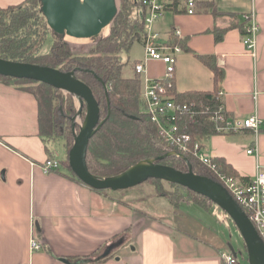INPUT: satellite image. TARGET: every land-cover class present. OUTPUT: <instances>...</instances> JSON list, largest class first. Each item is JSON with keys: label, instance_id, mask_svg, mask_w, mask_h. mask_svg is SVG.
<instances>
[{"label": "crops", "instance_id": "0c3cea01", "mask_svg": "<svg viewBox=\"0 0 264 264\" xmlns=\"http://www.w3.org/2000/svg\"><path fill=\"white\" fill-rule=\"evenodd\" d=\"M21 1L0 0V7ZM250 11L258 26L256 54L246 49L238 27ZM227 25L215 40L214 28ZM175 28L180 34L171 35L189 48L179 45L175 90L214 89L227 117L254 113L263 121L257 132L213 133L202 141L204 153L224 159L235 176L249 179L256 165L264 167V0H196L192 14L180 2L154 22L167 44ZM194 53L213 55L217 78ZM142 54V39L123 54L129 75L136 73L134 64ZM144 66L138 74L143 112L144 78L163 76L165 63L148 59ZM248 147L255 152L247 153ZM59 148L60 140L45 141L39 134L35 96L0 82V264H222L221 253L232 251L220 225L228 222L218 217L215 205L184 197L176 204L163 196L133 200L130 192L120 201L108 197L73 178L62 152L58 157ZM48 155L59 159L57 170L43 171ZM32 237L41 242L40 249H30Z\"/></svg>", "mask_w": 264, "mask_h": 264}, {"label": "trees", "instance_id": "16d2710c", "mask_svg": "<svg viewBox=\"0 0 264 264\" xmlns=\"http://www.w3.org/2000/svg\"><path fill=\"white\" fill-rule=\"evenodd\" d=\"M218 13L212 10L214 16ZM245 23L246 19L243 24L238 25L243 34L246 32ZM228 27L230 25L214 28V39H221ZM142 28V6L135 0H118V9L109 24L108 35L91 44L78 46L53 33L39 10L38 0H22L0 7L1 58L73 71L76 78L91 88L99 106V122L103 120L89 139L86 150L87 168L96 176L116 175L143 158L156 159L174 149L141 109L138 73L125 75L123 72L129 63L127 58L123 59V54H127L135 42L141 41ZM106 31L107 28L102 33ZM172 31L173 29L169 33L168 43L180 45L182 49L189 51L182 39L171 35ZM79 39L84 41L86 38ZM194 54L213 71L214 78H217L218 69L213 55ZM161 81L165 85L170 84L167 90L176 104H195L193 105L195 107L191 106L185 113L179 114L176 121L180 130L189 133L191 139L198 140L202 146L205 138L217 133L214 123L208 119V115L220 104L216 90L177 92L174 88V77L171 79L162 77ZM0 82L26 90L35 96L40 136L45 141L62 140L65 150L63 164L66 165L69 174L81 182L70 169L67 159L68 150L74 140L72 117L76 113L71 94L28 77L18 78L0 74ZM193 110L194 113L198 112L194 118L191 116ZM183 156L195 173L217 180L207 166L200 163L191 152H184ZM213 160L217 162L220 170L237 175L236 170L224 159L213 156ZM156 161L186 170V163L179 156L168 154ZM145 182L152 185V190L171 204H176L182 199L179 189L187 191L191 195V200L202 206L209 207L214 204L208 198L174 181L160 178H149L136 186L122 190L92 189L105 192L108 197L115 195L120 201V198L131 190L141 191L140 186ZM164 182L170 185V189L163 186Z\"/></svg>", "mask_w": 264, "mask_h": 264}, {"label": "water", "instance_id": "95a60500", "mask_svg": "<svg viewBox=\"0 0 264 264\" xmlns=\"http://www.w3.org/2000/svg\"><path fill=\"white\" fill-rule=\"evenodd\" d=\"M38 1L39 10L48 26L60 38L70 36L97 40L102 37V31L109 27L118 9L116 0ZM0 74L18 78H33L60 88L71 95H78L81 105L86 106V114L78 132H75L73 128L74 140L68 150L67 159L72 172L84 184L95 189L122 190L136 186L149 178L174 181L208 198L224 211L243 238L249 264H264V242L247 214L219 181L195 173L183 154L169 151L156 159L154 157L143 158L113 176H96L88 170L86 165L88 141L103 120L99 122V106L91 88L76 78L73 71H62L51 66L0 57ZM168 154H177L182 157L186 163V170L183 171L156 161Z\"/></svg>", "mask_w": 264, "mask_h": 264}, {"label": "built area", "instance_id": "2783aa9c", "mask_svg": "<svg viewBox=\"0 0 264 264\" xmlns=\"http://www.w3.org/2000/svg\"><path fill=\"white\" fill-rule=\"evenodd\" d=\"M143 9V36H142V60L134 64V71L138 74L144 73V62L148 59H158L165 63V74L161 77L144 78L141 92L144 112L156 125L158 132L168 143L174 146L178 154L191 152L202 164L207 166L210 172L231 194L234 200L247 214L253 223L258 235L264 242V167L256 165L255 174L246 180L238 176L227 174L220 170L213 155L202 151L198 140H192L187 132L180 130L177 123L179 114L185 113L194 103L176 104L169 95L167 88L170 84H164L161 78L171 79L174 77L176 54L180 51L179 45L167 44L162 41L160 33L154 29V22L160 18L165 11H174L179 8L180 2L184 4L186 13L192 14L195 10L196 0H135ZM246 19L243 34V43L251 54H256V34L258 30L253 11L244 15ZM173 33L179 35L178 29ZM222 91L219 90L218 93ZM197 105V104H196ZM195 107V106H193ZM197 111H191V116L197 115ZM208 119L215 125L217 133H236L243 129H251L257 132L262 125V119L256 114L248 115L242 119L230 118L225 114L224 107L218 104L217 108L208 115ZM247 153H254L255 147H248ZM174 155V154H173ZM175 156H178L175 154ZM180 157V156H179ZM185 161V160H184ZM60 166L57 159L47 158L41 165L44 172H49ZM217 207V206H216ZM222 215L227 218V215ZM218 217H220L218 215ZM225 220V219H224ZM29 247L38 250L42 247L38 239L31 238ZM222 264H240L236 252L225 250L221 253ZM24 264H30L26 262Z\"/></svg>", "mask_w": 264, "mask_h": 264}, {"label": "rangeland", "instance_id": "374dc122", "mask_svg": "<svg viewBox=\"0 0 264 264\" xmlns=\"http://www.w3.org/2000/svg\"><path fill=\"white\" fill-rule=\"evenodd\" d=\"M116 2H117V7H118V0H116ZM108 33H109V27H107V31L102 33L101 36L104 37V36L108 35ZM65 39L69 40L70 42H73L74 44H76L78 46H85V45L91 44L92 42L95 41V40H91V39H85L83 41L82 39H79V38H76V39L67 38V36L65 37ZM134 52H139L138 47H135ZM123 72H124V74L129 75L130 68L128 66H125L123 69ZM71 96L73 97L72 98L73 104H74V107L76 110V113L74 114L73 119H72V124H73L74 131L78 132L79 126L82 125V122H83L85 114H86V106L84 105V107L82 108L80 99L76 98L74 95H71ZM80 106H81V111L79 112ZM60 141H61L62 149L59 148L57 150L58 157H60L61 152H62V156H65V150L63 147L62 140H60ZM163 186L165 188L170 189V185L166 182H164ZM140 189H142V190L141 191H138L137 189L131 190V191H129L130 193L127 192V193H125V195L129 193L132 198H137V199L141 198V197L142 198H149V197H153V196H162V195L158 194V192H154V190H152L153 189L152 185L147 184L146 182L140 186ZM179 192L182 194V198L184 197V199H190L191 200V195L187 191H185L184 189H179ZM176 203H178V202H176ZM213 205H215V204H213ZM213 205H211V206H213ZM217 211H218V215L220 216V219L228 222V226L224 225V224H220L221 229L223 231V236H225L226 240L230 242L231 247H232V251H234L238 254V260H239L240 264H248L247 252H246V249L243 245V240H242V237H241L239 231L235 227V225L232 222V220L230 219V217L224 211H222L218 206H217ZM222 213L227 215V218H225L222 215Z\"/></svg>", "mask_w": 264, "mask_h": 264}, {"label": "bare ground", "instance_id": "6f19581e", "mask_svg": "<svg viewBox=\"0 0 264 264\" xmlns=\"http://www.w3.org/2000/svg\"><path fill=\"white\" fill-rule=\"evenodd\" d=\"M137 8H138V7H137ZM74 96H75L76 98H79L77 94H74ZM159 160H160V159H159Z\"/></svg>", "mask_w": 264, "mask_h": 264}]
</instances>
